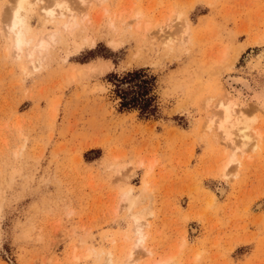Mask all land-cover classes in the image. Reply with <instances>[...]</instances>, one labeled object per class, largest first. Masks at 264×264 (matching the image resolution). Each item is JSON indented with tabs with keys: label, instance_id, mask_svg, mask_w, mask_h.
Listing matches in <instances>:
<instances>
[{
	"label": "rangeland",
	"instance_id": "1",
	"mask_svg": "<svg viewBox=\"0 0 264 264\" xmlns=\"http://www.w3.org/2000/svg\"><path fill=\"white\" fill-rule=\"evenodd\" d=\"M15 1L0 0V264H126L135 218L138 264H264V0H66L70 32L31 0L34 42L58 31L35 66L7 34ZM135 69L155 78L154 118L119 111L106 79ZM223 101L261 134L234 136L227 168L208 128Z\"/></svg>",
	"mask_w": 264,
	"mask_h": 264
},
{
	"label": "bare ground",
	"instance_id": "2",
	"mask_svg": "<svg viewBox=\"0 0 264 264\" xmlns=\"http://www.w3.org/2000/svg\"><path fill=\"white\" fill-rule=\"evenodd\" d=\"M39 2H43L44 0H38ZM51 6L53 8L43 9V13L49 19H58L61 18L62 21H58L57 27L58 30L70 32L76 26V17L75 12L72 8L68 7V2L66 0H50ZM49 2V1H47ZM50 3V2H49ZM82 5H85V0H80ZM32 2L31 0H16L15 5L11 8V16L9 20V26L7 27V34L10 38H12V47L14 56L17 59H20L22 56H25L32 65L41 63V55L44 51H46L51 43L56 42V38H58V31L53 34H49L48 39L41 38L34 42V38H32L29 34V26L27 23L28 15L30 14ZM139 14V13H138ZM117 42V41H116ZM87 69L93 68L91 63L83 66ZM77 69L72 70L71 76H75ZM237 103L227 104L224 101L219 105V111L215 113L214 116L210 119L209 129H212L216 126L217 130H219L220 135H222V139L226 142L230 143V148L232 149V156L230 161L227 163L226 168L236 161L237 150L241 149L235 142L234 136L239 137L243 140L242 147L245 148L249 145L254 139L261 138V134L256 132L253 129L252 121L245 117L243 112L238 115L235 111V106ZM239 107V106H238ZM241 107V106H240ZM245 150L242 149V153ZM225 168V169H226ZM223 176L227 177L228 173L224 170ZM124 204L130 209L131 201L129 198V194L124 196ZM133 203V201H132ZM136 203V202H135ZM134 221V233L137 235V241L130 250V258L126 262V264H138L142 258H137L135 261L132 259L134 255V249L143 246L146 240V234L144 233V228L147 227L149 221L143 218H135ZM150 250V249H149ZM148 255H152L151 251H147ZM147 255V256H148ZM106 263L113 264V254L109 253L106 259ZM155 264H175V257H171L166 260H161L159 262H155Z\"/></svg>",
	"mask_w": 264,
	"mask_h": 264
},
{
	"label": "trees",
	"instance_id": "3",
	"mask_svg": "<svg viewBox=\"0 0 264 264\" xmlns=\"http://www.w3.org/2000/svg\"><path fill=\"white\" fill-rule=\"evenodd\" d=\"M106 79L113 86L119 111H136L143 119L156 117L155 78L148 75L145 69L128 71L121 76L110 74Z\"/></svg>",
	"mask_w": 264,
	"mask_h": 264
}]
</instances>
